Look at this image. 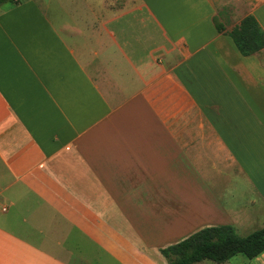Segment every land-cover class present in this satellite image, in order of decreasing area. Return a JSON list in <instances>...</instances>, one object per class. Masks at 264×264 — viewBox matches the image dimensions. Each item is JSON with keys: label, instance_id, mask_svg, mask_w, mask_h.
<instances>
[{"label": "crops", "instance_id": "obj_1", "mask_svg": "<svg viewBox=\"0 0 264 264\" xmlns=\"http://www.w3.org/2000/svg\"><path fill=\"white\" fill-rule=\"evenodd\" d=\"M251 4L219 23L264 30ZM221 10L0 7V264H168L203 228H264V50L243 56Z\"/></svg>", "mask_w": 264, "mask_h": 264}, {"label": "trees", "instance_id": "obj_2", "mask_svg": "<svg viewBox=\"0 0 264 264\" xmlns=\"http://www.w3.org/2000/svg\"><path fill=\"white\" fill-rule=\"evenodd\" d=\"M21 0H0V7L14 5ZM220 33L229 35L243 56H250L264 50V30L253 15H249L232 31H226L217 21ZM264 252V228L249 235H241L231 225L203 228L185 240L162 249L168 264H197L205 260L219 264L243 254L254 259Z\"/></svg>", "mask_w": 264, "mask_h": 264}, {"label": "rangeland", "instance_id": "obj_3", "mask_svg": "<svg viewBox=\"0 0 264 264\" xmlns=\"http://www.w3.org/2000/svg\"><path fill=\"white\" fill-rule=\"evenodd\" d=\"M212 2H214L217 6H220L222 8V10L220 11L221 13V17H216L217 21L219 22L220 18H225V17H233L236 13V11H239L241 8L243 10L252 7L253 5L251 4V2L256 1V0H211ZM238 233L243 235V233L238 230ZM251 259H248L246 256H244L243 254H239L235 257H233L232 259H230L229 261L222 263V264H250ZM197 264H219L213 261H203Z\"/></svg>", "mask_w": 264, "mask_h": 264}]
</instances>
